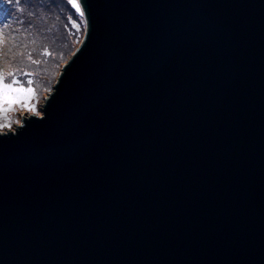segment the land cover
Here are the masks:
<instances>
[{
    "label": "water",
    "instance_id": "1",
    "mask_svg": "<svg viewBox=\"0 0 264 264\" xmlns=\"http://www.w3.org/2000/svg\"><path fill=\"white\" fill-rule=\"evenodd\" d=\"M80 2L0 131V264H264V0Z\"/></svg>",
    "mask_w": 264,
    "mask_h": 264
},
{
    "label": "rangeland",
    "instance_id": "2",
    "mask_svg": "<svg viewBox=\"0 0 264 264\" xmlns=\"http://www.w3.org/2000/svg\"><path fill=\"white\" fill-rule=\"evenodd\" d=\"M52 1L53 5L47 7V11L45 7L36 8L33 5L34 11L30 12L29 17L24 13L21 15L20 12H15L16 19L6 21L10 25L8 28H3L5 21H0V31L3 35V44L0 45V53H2L0 67L6 71L18 68L25 73H32L31 76L18 74V78L25 86L36 89L37 98L35 97L31 103L36 105L40 113L45 100L53 92L54 84L58 82L64 65L83 42L87 29L67 0ZM28 2L30 4L31 0ZM29 8L32 9L29 6L28 10ZM73 21H76L80 27L77 28ZM29 56L31 59H28ZM28 80H32L33 84L27 85ZM29 114L33 113L26 107L20 104L14 105L8 114L12 121L11 129L19 125L15 123L17 119L22 122V118Z\"/></svg>",
    "mask_w": 264,
    "mask_h": 264
},
{
    "label": "snow or ice",
    "instance_id": "3",
    "mask_svg": "<svg viewBox=\"0 0 264 264\" xmlns=\"http://www.w3.org/2000/svg\"><path fill=\"white\" fill-rule=\"evenodd\" d=\"M68 4L72 6L79 14V17L83 20L84 25L87 26L88 20L85 16V5H82L80 0H67ZM22 0H0V21L3 23V28H8L10 25L6 21L15 20V12L23 13L24 7L21 6ZM90 7V6H89ZM73 24L77 28L80 27L73 21ZM3 44V35L0 31V45ZM2 55V53H0ZM31 59V56L28 57ZM19 76H31L32 73H25L22 69L5 70L0 67V121H8L7 123H0V128L12 127V121L9 119L8 114L12 111L13 106L20 104L22 107H26L29 112L40 116L41 113L38 111L36 105L32 104L31 101L36 97V89L31 86H25L24 83L18 78ZM10 80V82H7ZM27 85H32L33 81L28 80ZM51 91V89H48ZM16 124H20V120L15 121ZM31 123V121H28Z\"/></svg>",
    "mask_w": 264,
    "mask_h": 264
},
{
    "label": "trees",
    "instance_id": "4",
    "mask_svg": "<svg viewBox=\"0 0 264 264\" xmlns=\"http://www.w3.org/2000/svg\"><path fill=\"white\" fill-rule=\"evenodd\" d=\"M33 5L34 6H36V8L38 7V8H41V7H45V9H46V11L48 10V8L47 7H49L50 5H53V1L52 0H40V2H39V0H31V2H30V4H29V2H28V0H22V4H21V6L22 7H24V9H25V11L23 12L24 14H25V16L26 17H29L30 16V12H32V11H34V7H33ZM31 7L32 9H30L29 8V10H28V7ZM27 11H29V12H27ZM23 13H21V15L23 14ZM35 13V12H34ZM33 13V14H34ZM32 15V14H31ZM40 15V14H39ZM36 16H37V14H36ZM68 62V61H67ZM66 62V63H67ZM36 95H38L37 94V92H36ZM37 98V97H36ZM35 102H36V99H35ZM0 123H3V122H0ZM3 128H0V130H2ZM5 129H6V127H5Z\"/></svg>",
    "mask_w": 264,
    "mask_h": 264
}]
</instances>
